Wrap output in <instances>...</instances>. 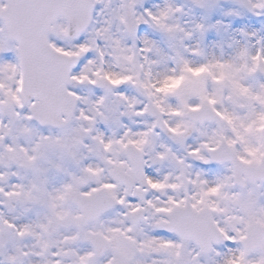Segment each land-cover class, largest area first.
Instances as JSON below:
<instances>
[{
  "label": "snow or ice",
  "instance_id": "6c2138e0",
  "mask_svg": "<svg viewBox=\"0 0 264 264\" xmlns=\"http://www.w3.org/2000/svg\"><path fill=\"white\" fill-rule=\"evenodd\" d=\"M0 264H264V0H0Z\"/></svg>",
  "mask_w": 264,
  "mask_h": 264
},
{
  "label": "rangeland",
  "instance_id": "374dc122",
  "mask_svg": "<svg viewBox=\"0 0 264 264\" xmlns=\"http://www.w3.org/2000/svg\"><path fill=\"white\" fill-rule=\"evenodd\" d=\"M240 23V21H233L234 26H238ZM250 23L254 27L258 26V23L255 21V18H253V21H251Z\"/></svg>",
  "mask_w": 264,
  "mask_h": 264
}]
</instances>
